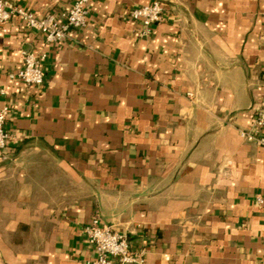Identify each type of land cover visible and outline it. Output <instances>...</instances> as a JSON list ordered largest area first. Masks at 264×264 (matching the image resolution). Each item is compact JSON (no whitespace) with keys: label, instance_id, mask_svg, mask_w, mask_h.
Returning a JSON list of instances; mask_svg holds the SVG:
<instances>
[{"label":"crops","instance_id":"obj_1","mask_svg":"<svg viewBox=\"0 0 264 264\" xmlns=\"http://www.w3.org/2000/svg\"><path fill=\"white\" fill-rule=\"evenodd\" d=\"M153 1L90 0L58 42L0 27V264H83L95 215L147 264H264V146L239 134L264 99V0H158L144 34L127 12ZM24 50L42 85L10 76Z\"/></svg>","mask_w":264,"mask_h":264},{"label":"built area","instance_id":"obj_2","mask_svg":"<svg viewBox=\"0 0 264 264\" xmlns=\"http://www.w3.org/2000/svg\"><path fill=\"white\" fill-rule=\"evenodd\" d=\"M90 0H75L72 6L60 13L48 12L43 16L35 15L11 0H0V27L13 17H20L29 28L39 31L48 42L63 41L72 28L85 27L88 22V6ZM164 6L155 0L150 4L130 9L127 15L130 20L138 21L143 27V33L148 34L151 27L164 19ZM24 65L18 71L11 73L12 78H18L27 84L42 85L45 72L41 61L45 54L24 50ZM10 113L9 106L0 109V150L3 149L10 134L6 129V121ZM240 137L248 142L264 146V99L258 109L254 122L249 129H239ZM257 201L263 204L259 196ZM88 242L94 249V256L83 264H147L146 250L134 249L126 235L114 231L102 224L99 215H95L84 228Z\"/></svg>","mask_w":264,"mask_h":264}]
</instances>
